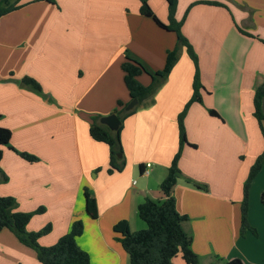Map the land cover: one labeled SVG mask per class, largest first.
Wrapping results in <instances>:
<instances>
[{"label":"crops","instance_id":"obj_1","mask_svg":"<svg viewBox=\"0 0 264 264\" xmlns=\"http://www.w3.org/2000/svg\"><path fill=\"white\" fill-rule=\"evenodd\" d=\"M148 1L168 23L173 0ZM197 1L177 0L174 14L198 55L203 99L185 117L183 176L173 194L178 211L189 216L183 228L201 264H264V165L249 194L248 221L256 233L241 234L243 186L264 150L254 115L255 90L264 81V0L191 6ZM20 3L0 18V149L8 176L0 195L14 196L19 211L45 207L27 226L37 231L51 223L41 245L54 244L81 220L77 242L91 264H130L122 240L143 228L141 202L165 198L160 185L179 149L178 115L192 97L195 64L181 47L163 84L124 120L126 165L110 174V148L91 137V117L131 100L122 69L127 50L161 73L176 56L177 34L141 14L140 0ZM24 76L36 78L47 97L21 86ZM138 79L152 82L148 73ZM85 187L96 198L97 218L87 212ZM0 264L42 263L5 228ZM173 264L188 263L179 254Z\"/></svg>","mask_w":264,"mask_h":264},{"label":"trees","instance_id":"obj_2","mask_svg":"<svg viewBox=\"0 0 264 264\" xmlns=\"http://www.w3.org/2000/svg\"><path fill=\"white\" fill-rule=\"evenodd\" d=\"M45 1L53 4L57 3L56 0ZM140 2L141 14L152 18L161 28L173 31L177 34L178 41L175 47L176 56L170 61L166 70L158 73L153 71L143 60L127 50L125 61L122 63L124 82L129 90L131 100L136 98L138 103L135 108L127 111L126 106L131 100L128 102H118L117 108L112 112L116 113L121 119L122 123L118 130H111L108 126L101 123V118L103 116L95 115L91 117L89 132L94 140L104 142L110 148V160L107 169L108 173L111 174L116 171H122L126 165L121 141V131L124 120L134 114L141 104L153 95L163 84L171 68L178 59V51L183 46L187 48V52L195 64L193 94L178 115L179 149L172 159L166 177L160 185L165 198L162 200H155L148 197L138 205V215L143 221H145L146 227L126 232L122 240V245L129 255L130 264H173V259L179 254L188 264H201L198 255L191 247V238L183 228V222L187 220L189 216L187 214H181L178 211L176 199L173 194V189L178 179L183 176L179 167V159L186 140L185 117L191 104L194 102H202L203 99L201 94L202 83L198 55L188 39L183 35V20L179 21L174 16L177 7V0H173L169 5L168 23L160 20L151 8L148 0H140ZM198 3L222 5V3L218 1L200 0L192 3L191 6ZM23 5L24 4L20 3V0H2L0 2V18ZM239 30L243 34L251 35L240 27ZM144 73H148L152 77V82L148 86L143 85L138 79V77ZM19 83L21 86L30 89L43 97H47V94L43 91L41 83L36 78L24 76L19 80ZM263 96L264 81L256 88L254 95V115L257 118L264 135V114L261 108ZM119 153L122 154L121 158L118 157ZM19 154L30 162L38 160L37 156L25 151H21ZM2 158L3 151L0 149V181L4 182L8 180V176L2 169ZM263 165L264 150L251 166L249 175L243 186L244 196L242 201L241 234H245L247 231L256 233L255 227H253L248 221L249 194L251 184L262 169ZM188 181L191 180L188 178ZM84 194L89 216L97 218L99 212L96 198L91 195L87 187L84 189ZM17 207L18 201L14 196L0 195V230L5 228L9 229L15 234L21 243L35 249L37 257L42 264H91L89 253L81 248L77 242V237L80 236L84 230V224L81 220H75L72 223L70 230L62 235L54 244L43 246L39 243V238L51 231V223H48L37 231H29L27 226L34 215L45 211V207L40 206L33 211H19L16 210ZM229 264L244 263L239 259H236Z\"/></svg>","mask_w":264,"mask_h":264},{"label":"water","instance_id":"obj_3","mask_svg":"<svg viewBox=\"0 0 264 264\" xmlns=\"http://www.w3.org/2000/svg\"><path fill=\"white\" fill-rule=\"evenodd\" d=\"M2 0H0L1 2ZM138 101L136 98L132 99L126 106V110H132L133 108H135V106L137 105ZM261 108H262V112L264 114V96L262 97V103H261ZM101 123L108 126L111 130L116 131L119 129L120 125H121V119L119 118V116L116 113H111L108 114L106 116H103L101 118ZM118 157L121 158L122 154L119 153Z\"/></svg>","mask_w":264,"mask_h":264},{"label":"rangeland","instance_id":"obj_4","mask_svg":"<svg viewBox=\"0 0 264 264\" xmlns=\"http://www.w3.org/2000/svg\"><path fill=\"white\" fill-rule=\"evenodd\" d=\"M57 1V0H56ZM263 126H264V124H263ZM260 130H261V133H262V135H263V131H262V129H261V127H260ZM140 218V217H139ZM139 220H142L141 218L139 219ZM142 223H143V228H145L146 227V223H145V221H141ZM143 228H139V229H143ZM139 229H137V230H139ZM135 231V230H134ZM35 250V249H34ZM36 251V250H35Z\"/></svg>","mask_w":264,"mask_h":264},{"label":"built area","instance_id":"obj_5","mask_svg":"<svg viewBox=\"0 0 264 264\" xmlns=\"http://www.w3.org/2000/svg\"><path fill=\"white\" fill-rule=\"evenodd\" d=\"M148 166H150V163H147Z\"/></svg>","mask_w":264,"mask_h":264}]
</instances>
